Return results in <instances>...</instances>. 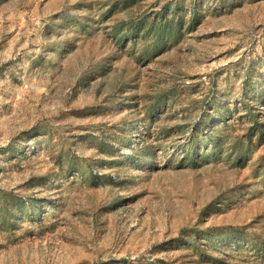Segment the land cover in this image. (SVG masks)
<instances>
[{
  "label": "rangeland",
  "instance_id": "1",
  "mask_svg": "<svg viewBox=\"0 0 264 264\" xmlns=\"http://www.w3.org/2000/svg\"><path fill=\"white\" fill-rule=\"evenodd\" d=\"M0 264H264V0H0Z\"/></svg>",
  "mask_w": 264,
  "mask_h": 264
}]
</instances>
